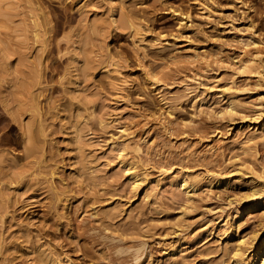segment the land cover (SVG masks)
<instances>
[{"label":"rangeland","instance_id":"1","mask_svg":"<svg viewBox=\"0 0 264 264\" xmlns=\"http://www.w3.org/2000/svg\"><path fill=\"white\" fill-rule=\"evenodd\" d=\"M253 42L264 0H0V264H235L226 236L264 203L243 199L264 182ZM207 171L235 185L190 206L176 181Z\"/></svg>","mask_w":264,"mask_h":264},{"label":"bare ground","instance_id":"2","mask_svg":"<svg viewBox=\"0 0 264 264\" xmlns=\"http://www.w3.org/2000/svg\"><path fill=\"white\" fill-rule=\"evenodd\" d=\"M136 31H139L140 26L136 23L131 24ZM249 46H253V50L249 52H244V54L238 59L237 61V69L236 74L240 76H244L246 78H253L255 79V88L264 90V51L260 46V43L253 42L252 44H248ZM260 90V91H261ZM258 92L259 101L258 104L254 105V118L255 122H259V129L262 131V136L264 137V96ZM242 90L239 88H235L233 86H229L220 90L222 97L227 101V104L224 108L220 109L217 113L213 114L216 115L217 119L223 120H233L234 117L240 115L243 111V103L239 99L238 95L241 93ZM211 112L213 113L212 109ZM263 119V120H261ZM260 120V121H259ZM255 137H250L248 141H253ZM256 143V141H254ZM253 142V143H254ZM258 142V141H257ZM255 162V161H254ZM128 166V173L130 179L132 180L133 187L136 189L142 188L144 181L138 177L135 173V170L132 169V163H128L127 161L124 163ZM261 166V165H260ZM261 169V168H260ZM241 170V169H239ZM264 172V167L261 169ZM249 173L257 176L258 178H262L263 172L258 174L255 172L254 168H249ZM255 173V174H254ZM229 175L235 174H224V173H215L211 171H207L206 175L199 179L193 178L189 175L182 177L180 180H177L176 183L184 190L188 197V203L191 206L192 198L198 193L202 186H209L211 187L213 184L211 181L212 179L217 180V184L223 183L226 188L233 187L235 184L233 183V178L231 179ZM247 174L242 173V170L239 171V176L241 179ZM228 178V179H226ZM175 181V180H173ZM172 181V182H173ZM252 193L246 194L243 199H263L264 196V182L261 184L259 188H256V184L252 185ZM264 203H256L251 206L252 211L260 209L261 213L258 216V227L260 229H255L250 237L248 238H236L234 234H228V240L237 241L236 245L233 247V260L235 264H264ZM188 205V206H189ZM180 213L186 214L187 211L183 209ZM181 214V215H182ZM241 216V215H240ZM225 226V224H224ZM138 256V255H137ZM251 256V257H250Z\"/></svg>","mask_w":264,"mask_h":264}]
</instances>
